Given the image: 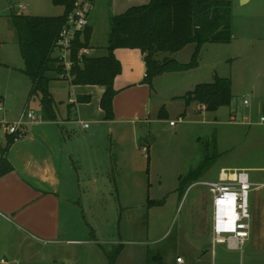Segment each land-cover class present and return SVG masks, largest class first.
<instances>
[{
    "label": "crops",
    "instance_id": "0c3cea01",
    "mask_svg": "<svg viewBox=\"0 0 264 264\" xmlns=\"http://www.w3.org/2000/svg\"><path fill=\"white\" fill-rule=\"evenodd\" d=\"M29 1L20 9L15 6V0H0V48L12 61L5 60L7 65L23 64L22 59V62L18 59L17 33L11 17L25 15L18 10H31L33 0ZM237 1L247 5L253 0ZM149 2L93 0L86 26L90 30V38L82 55L94 58L105 56L110 18ZM233 3L234 0H231ZM60 8L61 16L64 9ZM53 15L43 17H57L59 14ZM100 28L101 36L98 34ZM189 44L193 45L190 61L195 44ZM180 52H160L155 54V58L157 61L167 58L180 64L188 63L177 59ZM113 54L121 66V72L113 82L116 94L112 102L111 120L105 119V113L100 108L103 87L73 85L68 79L53 73L50 77L54 79L49 82L48 89L55 104V120L49 121L40 116L37 121L27 124L25 135L14 140L7 148L5 159L12 170L0 177V264H109L108 256L115 252L117 255L113 264H187L178 251L173 259L174 256L170 254L173 247L164 243L167 235L165 228L154 238H148V232L142 239L123 238L117 223L111 227L113 232L108 234V238H99L96 229L85 219V193L92 191V195L96 194L95 197L99 198L101 181L108 182L104 189L113 200L111 207L115 212L133 205L129 201L121 202L119 197L129 199L138 196L144 199L143 191H135V179L130 167L133 157L123 149L126 147L148 154L147 144L151 145L157 139L151 132L157 131L151 126L156 123L155 120L168 119L166 106L170 104L171 108L176 109L178 122L187 111L194 115L208 112L197 102L186 103L183 99L196 85L204 83L199 82V77L188 73L190 70L163 73L146 84L144 53L137 49H116ZM19 70L23 72L21 68ZM216 77L214 75V79ZM17 96L20 100L19 110H14L9 100L11 95L5 91L0 94L3 108L0 122H15L22 111L29 110L31 101L40 106L39 100L29 93L27 99L25 94L22 95V90L19 94L17 92ZM3 101L7 103L6 109ZM261 118L264 116L260 117L257 126L262 128L263 133L256 134L257 144L264 141V121ZM170 122L173 121H168L169 127L176 126L175 122L174 125H170ZM3 132L5 140L2 139L1 144L7 146L13 136ZM138 137V141L144 138L148 142L138 146L137 141L135 147L133 143ZM119 171H122L123 178L118 177ZM237 171H245L249 181L250 174L252 177L248 239L253 240L255 251L248 257L258 263L264 256L260 254L264 251V165L257 163L233 171L222 169L221 175L223 177ZM87 184L92 185L91 191ZM152 203L155 204L148 199L146 203L144 201L148 206ZM191 218L188 225L191 241L184 255L192 256L190 264H214L212 255L211 260L206 258L208 250L205 247L211 243V228L206 223L204 208H199L198 212L193 209ZM131 226L127 227L126 235L135 237L136 228ZM159 227L155 225L153 228ZM116 234L117 241L114 239ZM176 242L174 249L180 245ZM194 251L200 254L196 255ZM178 257L182 262L176 261Z\"/></svg>",
    "mask_w": 264,
    "mask_h": 264
},
{
    "label": "rangeland",
    "instance_id": "374dc122",
    "mask_svg": "<svg viewBox=\"0 0 264 264\" xmlns=\"http://www.w3.org/2000/svg\"><path fill=\"white\" fill-rule=\"evenodd\" d=\"M15 2V6L21 9L22 5L25 6L26 2L30 1L15 0ZM31 2L34 10L32 8L29 11L18 10V12L33 16H55L53 14L60 16L62 11L60 7L52 6L50 0ZM231 29V42L204 44L198 52L197 66L188 72L199 77L201 80L199 82L204 83L213 82L214 75L229 78L232 93L230 106L221 107L215 112L202 111L199 115L189 114L187 111L185 117L178 122L176 109L171 108L169 104L165 108L169 114L168 119L155 120L154 127L151 126L157 131H151L152 136L157 139L155 143L147 144L148 154L146 151L137 152L126 147L123 149L133 157L130 167L135 179V191L144 193V199L138 196L129 199L119 197L121 202L124 200L131 202L132 207L115 212L111 207L113 200L104 189L108 182L105 180L100 182L99 198L95 197L96 194L92 195V185L87 184L91 192L85 193L84 216L91 227L96 229L99 238H108V234L113 232L111 227L117 223L123 238L142 239L147 232L148 238H154V235L165 228L167 235L164 243L173 247L170 254L174 256L178 251L181 257L186 259V263L190 264L189 260L192 256L184 255V251L191 241L188 236V225L192 220V210L198 212L199 208L203 207L206 223L210 227L212 196L203 183L219 181L222 177V169L233 171L235 168L254 166L257 163L260 166L264 165V141H261L263 144L261 142L257 144L255 140L256 134L263 133L262 128L257 124H260V117L264 116V0H253L247 5L234 0ZM11 31H13L12 27ZM98 34L102 35L101 28ZM192 47L193 45L189 44L181 48L177 59L180 62H188ZM2 52L1 47L0 94H3V91L9 93L13 109L17 110L20 104L17 92L19 94L22 90V95L25 94L27 99L30 80L19 70L20 68L23 70V64L7 65L5 60L9 59ZM18 59L22 62L20 54ZM52 74L50 73L49 76ZM3 104L6 109L7 103L3 101ZM29 104V110H34L33 112L40 118L42 114L39 104L33 101ZM169 120L175 122L176 126L169 127ZM3 131L4 129L0 127V150L6 148L1 144L2 139L5 140ZM139 138L133 143L135 147ZM118 177L123 178L122 171H119ZM251 181L250 174V183ZM147 199L154 201L155 204L145 205L144 201L146 203ZM250 202L251 193L249 206ZM129 225L136 228L135 237L126 235ZM155 225L160 227L154 229ZM114 239L117 241V234ZM175 241L180 244L176 249H174ZM206 247L205 250H208L206 258L211 260V243ZM254 251L251 238L246 241L242 251L229 250L225 244H217L214 247L213 263L264 264V256L258 263L248 257L254 254ZM194 254L200 253L194 251ZM260 254L263 255L264 251Z\"/></svg>",
    "mask_w": 264,
    "mask_h": 264
},
{
    "label": "trees",
    "instance_id": "16d2710c",
    "mask_svg": "<svg viewBox=\"0 0 264 264\" xmlns=\"http://www.w3.org/2000/svg\"><path fill=\"white\" fill-rule=\"evenodd\" d=\"M79 0H51L53 6L63 7L64 13L57 17L13 15V26L17 33V44L23 61V73L31 83L30 96L39 100L41 114L46 120H55L54 101L48 85L51 78L64 74L53 46L67 18ZM231 0H150L147 5L129 8L125 13L110 18L107 38V54L94 58L78 52L88 46L90 30L78 33L72 46L69 70L73 85H97L104 88L100 108L105 119L113 118L112 102L116 94L113 88L115 77L121 66L114 57L116 49H137L145 54V83L167 72H182L195 68L197 56L204 44H228L232 40ZM195 44L191 59L180 64L172 59L157 61L155 54L175 53L185 45ZM54 65V67L52 66ZM186 103L195 101L206 111L215 112L228 107L232 101L229 78L216 77L211 83L198 84L183 96ZM18 138L12 137L6 148L0 150V177L12 170L5 159L9 145ZM117 252L108 256L113 264Z\"/></svg>",
    "mask_w": 264,
    "mask_h": 264
},
{
    "label": "built area",
    "instance_id": "2783aa9c",
    "mask_svg": "<svg viewBox=\"0 0 264 264\" xmlns=\"http://www.w3.org/2000/svg\"><path fill=\"white\" fill-rule=\"evenodd\" d=\"M93 0H79L67 18V24L60 31L53 51L63 66V78L70 81L69 70L71 46L78 33L87 26V17L92 8ZM83 49L78 52L82 56ZM245 103V102H244ZM3 110L0 104V112ZM39 117L31 110L25 109L19 118L12 123L0 122V127L11 136L21 138L25 135L26 125L35 122ZM264 121V118H261ZM174 125V122H170ZM87 127V124H85ZM208 187L212 196L211 203V255L214 256V247L225 244L229 250H241L249 237L250 211L249 194L251 183L245 171L224 174L219 181L203 183ZM177 262H182L178 257Z\"/></svg>",
    "mask_w": 264,
    "mask_h": 264
},
{
    "label": "water",
    "instance_id": "95a60500",
    "mask_svg": "<svg viewBox=\"0 0 264 264\" xmlns=\"http://www.w3.org/2000/svg\"><path fill=\"white\" fill-rule=\"evenodd\" d=\"M148 142V139L142 138V140L138 141V146H141L142 144H146Z\"/></svg>",
    "mask_w": 264,
    "mask_h": 264
}]
</instances>
